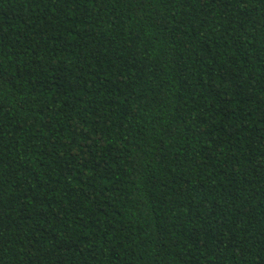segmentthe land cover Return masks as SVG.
Wrapping results in <instances>:
<instances>
[{"label": "trees", "instance_id": "trees-1", "mask_svg": "<svg viewBox=\"0 0 264 264\" xmlns=\"http://www.w3.org/2000/svg\"><path fill=\"white\" fill-rule=\"evenodd\" d=\"M0 264H264V0H0Z\"/></svg>", "mask_w": 264, "mask_h": 264}]
</instances>
